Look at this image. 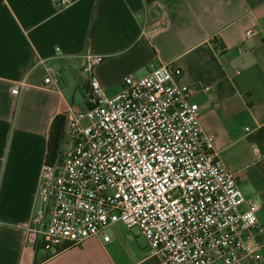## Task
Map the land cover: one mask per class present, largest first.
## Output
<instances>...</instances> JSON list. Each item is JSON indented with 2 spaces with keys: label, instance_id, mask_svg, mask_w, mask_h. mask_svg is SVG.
I'll return each mask as SVG.
<instances>
[{
  "label": "crops",
  "instance_id": "1",
  "mask_svg": "<svg viewBox=\"0 0 264 264\" xmlns=\"http://www.w3.org/2000/svg\"><path fill=\"white\" fill-rule=\"evenodd\" d=\"M86 52L105 55L95 75L109 94L152 62L181 66L183 82L198 86L203 127L264 224V0H73L62 9L0 0V264H160L140 230L119 222L110 241L60 251L26 242L52 123L91 105L78 62ZM237 264H264V247L261 260Z\"/></svg>",
  "mask_w": 264,
  "mask_h": 264
},
{
  "label": "built area",
  "instance_id": "2",
  "mask_svg": "<svg viewBox=\"0 0 264 264\" xmlns=\"http://www.w3.org/2000/svg\"><path fill=\"white\" fill-rule=\"evenodd\" d=\"M51 1L57 9L73 2ZM104 58L78 56L91 105L63 113V143L46 156L26 242L60 251L92 237L110 241V228L121 222L140 230L160 264L261 260L260 205L245 196L203 127L198 86L183 82L181 66L152 62L146 75L126 76L110 96L95 75ZM25 85L16 83L12 93Z\"/></svg>",
  "mask_w": 264,
  "mask_h": 264
},
{
  "label": "trees",
  "instance_id": "3",
  "mask_svg": "<svg viewBox=\"0 0 264 264\" xmlns=\"http://www.w3.org/2000/svg\"><path fill=\"white\" fill-rule=\"evenodd\" d=\"M65 121V114H60L52 123L47 153L49 157H55L59 153L64 138Z\"/></svg>",
  "mask_w": 264,
  "mask_h": 264
},
{
  "label": "rangeland",
  "instance_id": "4",
  "mask_svg": "<svg viewBox=\"0 0 264 264\" xmlns=\"http://www.w3.org/2000/svg\"><path fill=\"white\" fill-rule=\"evenodd\" d=\"M106 92H107V91H106ZM107 94L110 95V96H111V95H114V94H109L108 92H107ZM52 205H53V204H52L51 200H49V202H48L47 206H45V208L48 207V209H51ZM118 226H119L121 229H123V230H128V231L130 230V229H128V228H127L123 223H121V222L118 223Z\"/></svg>",
  "mask_w": 264,
  "mask_h": 264
}]
</instances>
